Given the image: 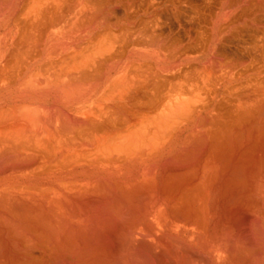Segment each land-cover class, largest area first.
Listing matches in <instances>:
<instances>
[{
	"label": "bare ground",
	"instance_id": "1",
	"mask_svg": "<svg viewBox=\"0 0 264 264\" xmlns=\"http://www.w3.org/2000/svg\"><path fill=\"white\" fill-rule=\"evenodd\" d=\"M0 264H264V0H0Z\"/></svg>",
	"mask_w": 264,
	"mask_h": 264
}]
</instances>
